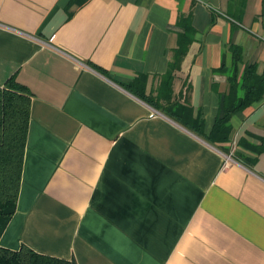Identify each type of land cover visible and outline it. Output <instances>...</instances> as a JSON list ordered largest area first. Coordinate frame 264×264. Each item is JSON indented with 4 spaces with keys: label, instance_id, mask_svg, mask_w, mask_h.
I'll use <instances>...</instances> for the list:
<instances>
[{
    "label": "crops",
    "instance_id": "crops-1",
    "mask_svg": "<svg viewBox=\"0 0 264 264\" xmlns=\"http://www.w3.org/2000/svg\"><path fill=\"white\" fill-rule=\"evenodd\" d=\"M70 2L0 0V89L14 79L31 100L0 245L75 264H264V98L232 117L228 144L206 140L230 44L264 71V0H247L242 22L231 0ZM190 13L196 40L172 103L201 133L126 86L144 76L156 91Z\"/></svg>",
    "mask_w": 264,
    "mask_h": 264
},
{
    "label": "trees",
    "instance_id": "trees-1",
    "mask_svg": "<svg viewBox=\"0 0 264 264\" xmlns=\"http://www.w3.org/2000/svg\"><path fill=\"white\" fill-rule=\"evenodd\" d=\"M89 0H71L68 9L82 7ZM247 0H231L228 16L242 22ZM72 14V13H71ZM177 46L171 52L168 69L159 76V84L152 94L147 93V77L141 76L126 85L127 89L157 110H166L174 119L201 133L202 121L195 118L190 107L172 103L173 84L181 70L190 47L196 40L193 15L181 14L178 18ZM243 65V70L240 68ZM227 77V89L221 92L222 106L211 133L206 140L213 145H226L232 133L231 119L264 98V71L256 63L245 64L242 48L230 44L220 68L213 71ZM31 100L24 87L14 79L0 89V239L12 220L18 203L21 186L24 152L29 128ZM262 146L255 151H264ZM0 264H75L50 258L23 246L14 251L0 245Z\"/></svg>",
    "mask_w": 264,
    "mask_h": 264
},
{
    "label": "built area",
    "instance_id": "built-area-1",
    "mask_svg": "<svg viewBox=\"0 0 264 264\" xmlns=\"http://www.w3.org/2000/svg\"><path fill=\"white\" fill-rule=\"evenodd\" d=\"M152 116H154V115H152Z\"/></svg>",
    "mask_w": 264,
    "mask_h": 264
}]
</instances>
